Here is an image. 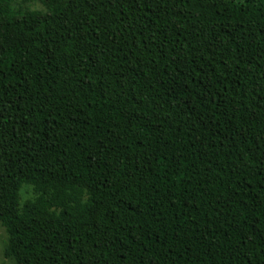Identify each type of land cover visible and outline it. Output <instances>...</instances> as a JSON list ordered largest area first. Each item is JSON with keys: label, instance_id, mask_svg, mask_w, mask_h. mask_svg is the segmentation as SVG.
<instances>
[{"label": "trees", "instance_id": "16d2710c", "mask_svg": "<svg viewBox=\"0 0 264 264\" xmlns=\"http://www.w3.org/2000/svg\"><path fill=\"white\" fill-rule=\"evenodd\" d=\"M0 223L14 264H264V0H0Z\"/></svg>", "mask_w": 264, "mask_h": 264}, {"label": "rangeland", "instance_id": "374dc122", "mask_svg": "<svg viewBox=\"0 0 264 264\" xmlns=\"http://www.w3.org/2000/svg\"><path fill=\"white\" fill-rule=\"evenodd\" d=\"M242 1V0H238ZM35 8H40V5H34ZM23 190V189H22ZM25 190L22 194H25ZM8 239V234L4 227L0 223V264H14V260L11 258L5 259L3 256V250Z\"/></svg>", "mask_w": 264, "mask_h": 264}]
</instances>
